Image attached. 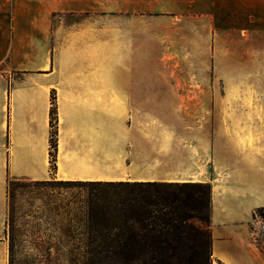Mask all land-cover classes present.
Listing matches in <instances>:
<instances>
[{
    "label": "crops",
    "instance_id": "crops-1",
    "mask_svg": "<svg viewBox=\"0 0 264 264\" xmlns=\"http://www.w3.org/2000/svg\"><path fill=\"white\" fill-rule=\"evenodd\" d=\"M51 178L210 183L212 264H264V0H0V264Z\"/></svg>",
    "mask_w": 264,
    "mask_h": 264
},
{
    "label": "trees",
    "instance_id": "trees-1",
    "mask_svg": "<svg viewBox=\"0 0 264 264\" xmlns=\"http://www.w3.org/2000/svg\"><path fill=\"white\" fill-rule=\"evenodd\" d=\"M50 111L51 170L58 147V106ZM14 180H10L13 183ZM77 193L56 208L60 242L74 264H212V186L161 181L59 180ZM264 217V207L258 209ZM212 214V213H211ZM10 252L14 242L11 239Z\"/></svg>",
    "mask_w": 264,
    "mask_h": 264
},
{
    "label": "rangeland",
    "instance_id": "rangeland-1",
    "mask_svg": "<svg viewBox=\"0 0 264 264\" xmlns=\"http://www.w3.org/2000/svg\"><path fill=\"white\" fill-rule=\"evenodd\" d=\"M187 81V75L178 76ZM77 193L67 189L59 180H14L8 190L7 238L13 250L10 264H74L75 257L66 239L60 242L62 220L56 208ZM264 212V211H263ZM212 208L207 215H212ZM259 213V211H257ZM260 214V213H259ZM212 225V220H211ZM264 227H262V232Z\"/></svg>",
    "mask_w": 264,
    "mask_h": 264
}]
</instances>
